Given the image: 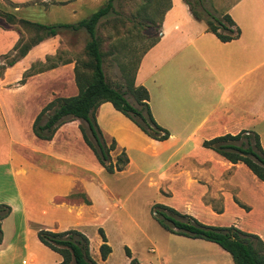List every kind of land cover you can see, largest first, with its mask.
Segmentation results:
<instances>
[{
  "label": "rangeland",
  "instance_id": "1",
  "mask_svg": "<svg viewBox=\"0 0 264 264\" xmlns=\"http://www.w3.org/2000/svg\"><path fill=\"white\" fill-rule=\"evenodd\" d=\"M186 1L193 10L202 15L204 8L215 9L217 13L225 15L243 0ZM107 2L108 0H82V3L75 0H0V6L10 12L18 7V10H21L18 12L19 17L34 23L53 25L79 23L91 17ZM169 5L170 0H115L112 11L100 20L97 37L101 39V48L105 53L103 68L107 82L113 87L128 92L129 81H126L120 66L128 63L131 71L135 69L142 53L159 38L158 26ZM236 11L238 14L249 12L255 18L256 27L264 31V0H245ZM60 33L63 36L58 55L48 59L45 64L34 65L31 70L20 76L17 70L8 67V63L14 60L18 53L11 47V42H15L14 47L19 42L21 45L30 44L45 35L25 24L8 29L0 27V57L8 55L5 60L0 59L1 65H7L1 71L0 78V157L9 147L1 136L5 130L14 136L16 144H22L15 146L25 155L34 157L33 154L38 150L54 155L62 154L68 157L69 161L89 167L90 171L86 172L77 166L67 165L42 154H39L40 159L36 160L41 165L51 164L56 170H63L74 176L81 175L88 182L95 180L98 187L96 190L92 189L95 206L85 211L79 221L81 225L74 228L89 238L91 254L100 258L99 243L102 238L99 231L102 229L112 248L105 264H130L131 258L127 249L130 250L132 259H136L140 264H234L231 256L214 243L166 231L153 216V208L158 204L174 208L182 214L191 215V211L197 214L200 220L191 215L192 217L206 225L235 226L260 236L264 241V183L242 163L239 168L224 169L225 175L222 177H213L206 190L200 189L199 185L188 188L183 176L170 177L167 166L154 174L145 170L144 183L134 188L142 178L141 175L106 172L92 150L88 153V148L73 133L70 145L65 148L61 147V139H58L53 147L46 144L50 141L43 142L37 137L35 139L32 124L30 126L31 119L36 118L41 110L56 98L78 95L79 89L75 70L70 71L62 81L33 77L53 64L58 66V59L74 62L81 71L84 70V63L89 60L86 45L90 37L85 30L72 32L63 29ZM243 82L246 92L255 93L251 103H244L245 117L240 124L243 129H252L249 127L255 124L257 133L262 136L264 148V66L257 72L246 73ZM127 98L136 105L130 94H127ZM253 110L255 117L251 118L248 115ZM75 124L87 127L81 121ZM107 138L110 141L111 137ZM120 149L124 148L119 147L118 151ZM116 155L117 152L112 153L114 160ZM165 161L163 159L162 163ZM172 163H177L174 169L176 171L190 162L177 159ZM213 167L218 168L215 165ZM9 178L6 173L0 176V184L4 182L7 185ZM131 188H134L132 192ZM78 192L84 191L80 188L73 194ZM202 193H205V199H200ZM83 201L82 197H77L72 203ZM65 221L68 225L76 222L73 216ZM48 252L51 251L48 249ZM51 254L56 255L55 252Z\"/></svg>",
  "mask_w": 264,
  "mask_h": 264
},
{
  "label": "crops",
  "instance_id": "2",
  "mask_svg": "<svg viewBox=\"0 0 264 264\" xmlns=\"http://www.w3.org/2000/svg\"><path fill=\"white\" fill-rule=\"evenodd\" d=\"M75 1L82 3V0ZM244 1L236 6L241 7ZM236 6L228 14L242 34L238 40L228 43L221 42L210 33L204 20L195 18L186 0H170L168 9L163 13L158 26L159 40L143 55L136 74V86L147 89L152 115L161 127L170 132L168 140L160 142L149 138L116 111L111 103L99 107V126L106 136L114 138L118 146L126 150L130 159L127 169L116 174L142 176L134 188L144 183L145 170L154 174L167 166L170 177L183 176L188 188L199 185L200 189L206 190L213 177L225 175L224 169L240 167L241 163L232 164L213 150L203 147L205 141L227 134L237 135L242 131L258 134L255 124L249 127L252 129H243L240 121L245 117L244 103H251L255 93L246 92L244 77L246 73L257 72L264 66V31L256 27L255 18L249 12L238 14ZM210 11L223 15L215 9ZM258 21L261 23L260 19ZM62 36L60 33L44 39L13 68L21 76L34 65L45 64L48 58H55ZM14 44V41L11 42V47L14 48ZM58 60L57 67L38 72L33 78L64 80L75 69V63L67 59ZM251 112L248 116L255 117L254 110ZM34 120L31 119L30 126H33ZM77 122L63 125L54 139L46 144L53 147L61 139V147L65 148L70 145L73 133L91 153L79 126L75 124ZM258 135L263 144L261 134ZM1 136L9 147L0 157V176L6 173L10 181L7 185L4 182L0 184V204L10 205L12 213L2 222L0 264H60L63 258L56 252L55 256L51 254L54 251L40 242L38 232L42 229L62 232L79 227L85 211L95 206L92 189L98 187L94 179L88 182L81 175L74 176L54 169L51 164L41 165L36 160L42 154L86 172L90 169L69 161L62 154L54 155L37 149L34 157L25 155L16 148L15 145L22 144H16L9 131L4 130ZM163 159L165 163H162ZM177 159L190 163L174 171L177 163L172 162ZM80 188L92 202L91 205L66 201ZM134 188L130 189L131 192ZM205 196L202 193L200 199H205ZM190 214L200 220L197 214L191 211ZM71 216L76 222L68 225L65 220ZM102 244L103 241L99 243V252ZM91 256L98 264H105L108 260H102L101 254L100 258Z\"/></svg>",
  "mask_w": 264,
  "mask_h": 264
},
{
  "label": "trees",
  "instance_id": "3",
  "mask_svg": "<svg viewBox=\"0 0 264 264\" xmlns=\"http://www.w3.org/2000/svg\"><path fill=\"white\" fill-rule=\"evenodd\" d=\"M114 1L108 0L106 5L93 13L91 17L76 24L46 25L34 23L19 17L16 9L10 12L0 6V27L8 29L18 24H25L34 27L36 32L45 35L30 44L21 45L19 42L13 48L14 51H18L17 57L8 63V67H13L26 57L33 47L46 38L57 36L63 29L72 32L85 30L88 33L90 41L86 45V53L89 60L84 63V70L81 71L77 65L74 69L79 89L78 95L68 98L59 97L47 104L35 118L32 129L38 139L52 141L63 125L73 121L84 122L87 125L86 128L82 124L79 126L83 140L92 150L100 165L110 174L126 170L130 159L125 149L118 151L117 141L114 138H110L109 141L99 126L97 112L102 104L111 103L116 111L124 115L153 140L162 142L171 136L170 132L161 127L154 119L149 105L150 97L147 89L143 86H136V74L140 62L133 71L130 70L128 63L120 66L126 81H129L128 92H123L107 82L103 68L105 53L101 48V39L97 37V26L100 20L112 11ZM203 12L204 15L192 9L195 18L204 20L208 31L221 42L228 43L241 37V29L230 15L218 16L205 8ZM158 40L159 38L142 53L140 61ZM2 58L5 60L8 55H2L0 59ZM6 67L7 65L0 64V78L1 71ZM55 67L57 66L53 64L47 69L50 70ZM127 94L134 98L136 105L129 101ZM248 133L249 135H247ZM203 147L213 150L232 164L242 163L246 165L264 183V149L258 134L247 131H242L237 135L227 134L205 141ZM114 152H117L115 160L112 156ZM77 197H82L83 202L87 205L92 204L86 193L83 192L69 195L66 201L72 203ZM153 209L155 219L171 234L214 243L231 256L234 264H264V241L256 234L245 232L235 226L206 225L191 215L182 214L166 205L158 204ZM11 213L12 207L10 205L0 204V244L3 240L2 222ZM100 235L103 241L100 247L101 258L107 260L112 253V248L109 246L102 229ZM38 238L43 245L63 258L60 264H98L91 256L89 238L77 229L62 232L42 229L38 232ZM127 254L131 258L130 264H140L136 259H132L129 249H127Z\"/></svg>",
  "mask_w": 264,
  "mask_h": 264
},
{
  "label": "built area",
  "instance_id": "4",
  "mask_svg": "<svg viewBox=\"0 0 264 264\" xmlns=\"http://www.w3.org/2000/svg\"><path fill=\"white\" fill-rule=\"evenodd\" d=\"M247 135H249V133Z\"/></svg>",
  "mask_w": 264,
  "mask_h": 264
}]
</instances>
